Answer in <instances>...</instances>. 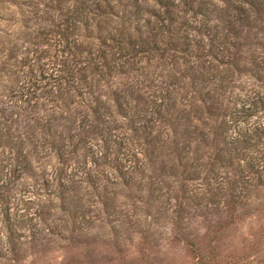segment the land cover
I'll use <instances>...</instances> for the list:
<instances>
[{
    "label": "trees",
    "instance_id": "16d2710c",
    "mask_svg": "<svg viewBox=\"0 0 264 264\" xmlns=\"http://www.w3.org/2000/svg\"><path fill=\"white\" fill-rule=\"evenodd\" d=\"M10 5L19 2L0 0V7ZM73 5L60 30L64 38L72 31L73 41L52 42L53 47L62 42L54 48L60 51L57 59L39 60L49 53V41H34L45 46L30 61L17 57L13 45L7 47L0 102L12 108L0 105V164L12 160L16 178L35 172L34 166L44 168L42 158L52 156L55 185L76 190L84 181L96 189L90 192L96 197L102 188L98 200L104 207L119 194L151 206L168 174L179 175L177 190L185 196L181 182L201 172L210 197L220 192L225 198L229 221L259 207L264 202L258 186H264V96H244L248 104L236 107L227 87L251 43L229 36L264 22V0H76ZM82 27L89 41L78 38ZM9 72L14 83L7 84L2 77ZM256 110L263 119L247 122ZM94 137L100 140L102 176L87 169L83 177L67 176L72 158L81 146L90 149ZM215 168L234 174L227 186L211 184ZM112 180L116 188L109 187ZM59 197L84 216L80 197ZM179 206L181 201L171 209L175 228ZM217 226L208 230L210 238ZM186 242L196 264H221L210 240L207 250L192 239ZM9 249L14 255L13 246Z\"/></svg>",
    "mask_w": 264,
    "mask_h": 264
},
{
    "label": "rangeland",
    "instance_id": "374dc122",
    "mask_svg": "<svg viewBox=\"0 0 264 264\" xmlns=\"http://www.w3.org/2000/svg\"><path fill=\"white\" fill-rule=\"evenodd\" d=\"M75 1L18 0L19 6L0 7V65L10 53L7 51L10 45L15 47L17 57L25 55L29 61L35 59L45 42L36 44L34 41L51 42L49 53L39 60H48V56L57 59L60 51L54 48L62 42L54 47L52 42L73 41L72 31L64 38L60 30L71 19ZM101 9L102 4L95 8L97 12ZM91 10L88 5L83 12L88 16ZM259 23L257 29L242 26L240 35L229 36L233 41L251 42L249 49H245L247 58L238 59L241 68L234 71L233 82L227 87L236 107L241 103L247 105L245 97L252 94L264 96V22ZM80 32L79 39L90 40L85 28L82 27ZM2 80L7 84L14 83L13 73L4 74ZM8 92H3L1 97ZM0 105L6 110L12 108L5 102ZM261 119L260 110L247 116V122ZM20 124L21 120L16 126L20 128ZM90 141L92 147L86 151L85 146H81L79 154L70 161L67 176L83 177L81 171L86 169L91 176H102L105 168L98 156L100 140L94 137ZM42 159L44 168L34 166L35 172L16 178L10 172L12 160L9 164L1 160L0 264H196L186 239H192L204 250L210 240V249L221 264H264V202L251 213L229 221L225 216V198L219 196L220 192L210 197L200 180L203 172L181 182L185 196H180V189L177 190L179 175L168 174L166 186L160 188L162 193L153 199L151 206L142 205L138 199L131 202L119 194L108 198L104 207L98 200L103 197L102 188H97L100 194L96 197L90 193L96 189L84 181L76 190L68 188L69 185L57 186L53 169L55 159L52 156ZM225 170L215 168L211 171L212 185H228L226 180L234 174ZM108 185L118 186L113 180ZM260 185L263 193L264 186ZM61 193L66 199L80 197L84 202V216L75 211L73 202H60ZM178 201H181L178 208L181 216L175 228L171 209L176 208ZM206 201L207 206H204ZM72 216H75L73 223L70 221ZM216 224L218 229L210 238L208 230L214 229ZM10 246L15 250L14 255L10 253Z\"/></svg>",
    "mask_w": 264,
    "mask_h": 264
}]
</instances>
